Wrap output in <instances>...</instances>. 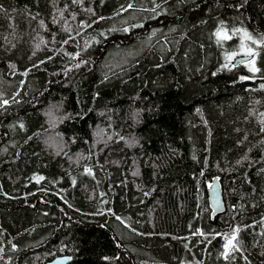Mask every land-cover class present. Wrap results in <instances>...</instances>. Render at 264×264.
I'll list each match as a JSON object with an SVG mask.
<instances>
[{"label":"trees","instance_id":"trees-1","mask_svg":"<svg viewBox=\"0 0 264 264\" xmlns=\"http://www.w3.org/2000/svg\"><path fill=\"white\" fill-rule=\"evenodd\" d=\"M57 254L264 264V0H0V264Z\"/></svg>","mask_w":264,"mask_h":264},{"label":"water","instance_id":"water-1","mask_svg":"<svg viewBox=\"0 0 264 264\" xmlns=\"http://www.w3.org/2000/svg\"><path fill=\"white\" fill-rule=\"evenodd\" d=\"M251 58V55H237L232 59V63L236 64L238 62H244ZM207 199L208 204L211 209V214H218L225 210L226 205L224 201V196L221 188L220 181L217 176H214L209 181L207 187ZM70 260L69 254H57L52 258L46 260L43 264H68Z\"/></svg>","mask_w":264,"mask_h":264},{"label":"rangeland","instance_id":"rangeland-1","mask_svg":"<svg viewBox=\"0 0 264 264\" xmlns=\"http://www.w3.org/2000/svg\"><path fill=\"white\" fill-rule=\"evenodd\" d=\"M247 50V49H246ZM249 52V51H248ZM247 53V51H245L244 53H241V54H238V55H245ZM252 54V53H251ZM235 56H237V55H232L231 56V60L235 57ZM252 58V57H251ZM250 58V59H251ZM253 58H254V56H253ZM250 59H248V60H246V61H248V62H246V63H248L249 65H250V63L252 62V59L250 60ZM250 60V61H249ZM255 65V64H254ZM251 66V65H250ZM255 67V66H254ZM234 237H235V233H233V234H231L229 237H227L226 238V240H225V243H226V245H227V247H228V251H229V249H230V247L233 245V239H234ZM229 241H231V243H229ZM228 251H227V253H228ZM227 255V254H226Z\"/></svg>","mask_w":264,"mask_h":264},{"label":"snow or ice","instance_id":"snow-or-ice-1","mask_svg":"<svg viewBox=\"0 0 264 264\" xmlns=\"http://www.w3.org/2000/svg\"><path fill=\"white\" fill-rule=\"evenodd\" d=\"M248 34L247 33H245V36H247ZM249 55H251V51L249 50V53H248ZM253 71H256V69L255 68H253L252 69ZM4 103H7V101H4ZM42 179V178H41ZM229 243H231V241H229Z\"/></svg>","mask_w":264,"mask_h":264},{"label":"bare ground","instance_id":"bare-ground-1","mask_svg":"<svg viewBox=\"0 0 264 264\" xmlns=\"http://www.w3.org/2000/svg\"><path fill=\"white\" fill-rule=\"evenodd\" d=\"M224 244H225V242H224ZM224 244H223V251H222V255H223V256H225L226 253H227V252H225V250H224Z\"/></svg>","mask_w":264,"mask_h":264},{"label":"built area","instance_id":"built-area-1","mask_svg":"<svg viewBox=\"0 0 264 264\" xmlns=\"http://www.w3.org/2000/svg\"><path fill=\"white\" fill-rule=\"evenodd\" d=\"M224 250H225V252L228 251V247H227L226 243L224 244Z\"/></svg>","mask_w":264,"mask_h":264}]
</instances>
